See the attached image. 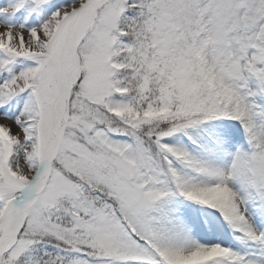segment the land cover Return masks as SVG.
Instances as JSON below:
<instances>
[{
  "label": "snow or ice",
  "instance_id": "snow-or-ice-1",
  "mask_svg": "<svg viewBox=\"0 0 264 264\" xmlns=\"http://www.w3.org/2000/svg\"><path fill=\"white\" fill-rule=\"evenodd\" d=\"M0 264H264V0H0Z\"/></svg>",
  "mask_w": 264,
  "mask_h": 264
}]
</instances>
